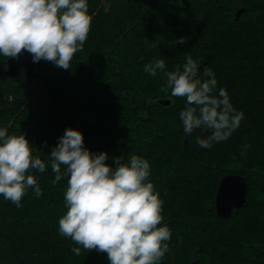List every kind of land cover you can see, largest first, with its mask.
Masks as SVG:
<instances>
[{
	"label": "trees",
	"instance_id": "1",
	"mask_svg": "<svg viewBox=\"0 0 264 264\" xmlns=\"http://www.w3.org/2000/svg\"><path fill=\"white\" fill-rule=\"evenodd\" d=\"M88 13L90 31L70 68L41 59L32 74L19 68L15 77L0 76V127L24 133L46 163L44 172L29 170L40 196L29 188L17 207L0 194V264H110L106 252L59 232L68 177L52 182L50 153L69 127L82 132L91 152H107L106 164L132 154L149 161L161 224L171 231L160 264H264V0H88ZM189 55L202 79L206 67L214 71L213 94L225 88L244 114L230 137L210 148L195 139L208 131L184 134L185 98L165 90L163 72L143 70L157 58L173 70ZM10 58L0 55V72ZM230 174L244 178L247 203L220 218L215 195Z\"/></svg>",
	"mask_w": 264,
	"mask_h": 264
},
{
	"label": "clouds",
	"instance_id": "2",
	"mask_svg": "<svg viewBox=\"0 0 264 264\" xmlns=\"http://www.w3.org/2000/svg\"><path fill=\"white\" fill-rule=\"evenodd\" d=\"M91 19L88 0H0V55L18 57L26 50L34 62L44 59L68 69L74 53L83 49ZM143 70L150 76L163 72L165 90L185 98L183 132L191 136L195 129L208 131L206 137L195 138L201 147L227 140L239 126L243 112L233 107L225 88L213 94L214 71L206 67L207 79H202L192 56L173 70H167L163 58L145 63ZM58 140L50 153L56 173L52 182L68 177L67 211L59 219V232L84 249L106 252L110 264H160L171 231L161 224L163 201L149 179V161L132 154L126 162L118 156L114 166L106 164L107 152H91L84 147L82 132L71 127ZM61 165L66 166L63 172ZM30 169L44 172L46 163L32 154L24 133L9 134L0 127V194L17 207L29 188L42 194ZM71 251L79 254L81 248Z\"/></svg>",
	"mask_w": 264,
	"mask_h": 264
},
{
	"label": "water",
	"instance_id": "3",
	"mask_svg": "<svg viewBox=\"0 0 264 264\" xmlns=\"http://www.w3.org/2000/svg\"><path fill=\"white\" fill-rule=\"evenodd\" d=\"M243 9L235 14V20H238ZM34 61L29 54L24 58L11 57L7 60V69L0 72V76L6 75L15 77L19 68H25L28 74H32ZM161 105L170 104L169 100H161ZM247 184L243 177L236 174L225 175L221 178L214 200V208L218 217H228L233 209H240L247 203ZM197 261L192 264H196Z\"/></svg>",
	"mask_w": 264,
	"mask_h": 264
}]
</instances>
